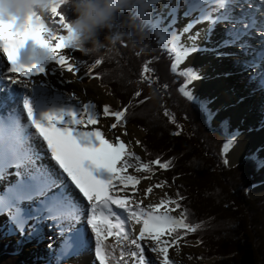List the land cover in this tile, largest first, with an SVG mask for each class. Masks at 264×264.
Masks as SVG:
<instances>
[{"label": "snow or ice", "instance_id": "1", "mask_svg": "<svg viewBox=\"0 0 264 264\" xmlns=\"http://www.w3.org/2000/svg\"><path fill=\"white\" fill-rule=\"evenodd\" d=\"M181 4L184 6L181 16L187 19L177 30V11ZM164 7L168 9L166 15L153 18L151 9L140 20L158 37L156 43L167 50L170 72L183 77L177 92L198 105L211 120L214 113L205 106L207 101L194 96L188 87L202 78L198 70L178 66L191 53L212 52L217 57L237 54L249 57L238 63L254 71L259 63H264V0H256L255 4L252 0H168ZM51 12L63 25V34L52 32L45 20L39 17L19 30L11 21L0 19V52L7 61L5 70L0 71V81L7 82L2 85L7 91L0 94V110L17 105L6 114H0V179L6 175L14 176V180L0 192V213H7L8 221L20 232L18 245L24 240L38 239L41 226L54 227L60 237L59 247L55 250L57 262L80 256L94 241L92 250L98 264H146L145 247L155 254L158 264H174L168 256L170 246L176 245L184 232L190 233L196 228L195 224L185 222L183 211L179 216L170 214L174 209L169 208V204L180 208L177 201L183 197L161 198L157 203L144 205L141 198L146 199L153 186L138 191L140 178L127 171H152L153 165L165 169L168 161L160 162L156 158L141 162L139 156L127 150L120 136L107 139L95 126L98 114L92 102L81 105L77 101L73 106L54 95L49 103L46 85L34 84L30 79L36 74L44 76L45 66L49 63H21L17 59V50L25 39L30 38L48 53L46 59L53 64L47 69L49 73L67 71L80 79L76 77L77 66L85 61L69 63L71 57L60 54V49L74 48L69 43L70 33H65V16L56 7ZM198 23L207 27L192 32ZM217 24L222 26L221 35L212 41L210 37ZM201 32L205 43L211 47L197 42ZM226 48H234L238 52L221 51ZM148 63L144 61L145 66L139 75L151 84L155 77L149 79L145 75L152 72L146 66ZM100 64L101 60L95 59L87 68L86 74L90 79L93 68ZM249 78L255 79L256 76ZM9 85H18L24 90L18 103L20 93ZM160 87L166 89L167 84ZM258 87L264 90V70L259 73ZM133 95L138 96L139 91ZM75 99L74 94L66 96L67 101ZM126 107L113 111L108 104L103 105L102 115L114 121L108 125L109 132L118 125L123 126ZM164 115L174 123L173 115L166 108ZM220 127L227 137L220 148L223 159L241 130L233 128L228 131L227 120H222ZM176 128L178 131L180 125L177 124ZM123 134H127L126 130ZM246 158L257 161V167L264 164V160H257L255 153ZM223 162L227 163L226 160ZM160 186L155 185L157 188ZM26 225L28 234L25 237Z\"/></svg>", "mask_w": 264, "mask_h": 264}, {"label": "trees", "instance_id": "2", "mask_svg": "<svg viewBox=\"0 0 264 264\" xmlns=\"http://www.w3.org/2000/svg\"><path fill=\"white\" fill-rule=\"evenodd\" d=\"M62 14L66 22L71 18L70 12ZM111 31L119 33V39L108 43L101 30L98 39L102 46L94 51L66 49L70 63L84 60L77 70L87 71L95 59H100L101 64L93 68L92 74L109 86L110 95L119 102L118 108L127 106L124 121L142 129V147L149 158L168 161L164 173L182 183L177 186L183 197L178 200L185 213L183 219L196 225L193 232H184L185 238L198 240L206 254L214 257L215 264H264V237H260L264 234V195H249L250 188L264 183V164L257 167V161L246 158L249 154L232 167L223 162L220 148L227 137L220 122L227 120L231 131L235 128L231 114L214 124L218 109L211 108L208 96L192 92L207 101L205 106L214 113L211 120L198 105L177 92L183 77L170 72L167 50L156 43L158 37L140 19L121 14ZM145 60L152 69L145 75L149 79L155 77L151 84L139 75ZM163 84H167L166 89L160 87ZM137 91L139 95L134 96ZM165 108L173 115L174 123L164 115ZM254 153L257 160H264V155ZM221 182H229L228 188L235 189L237 197L228 194V190L224 193ZM6 224V217L0 214V264H36L31 253L17 251V239L2 237ZM245 228L253 235L252 241L245 236Z\"/></svg>", "mask_w": 264, "mask_h": 264}, {"label": "bare ground", "instance_id": "3", "mask_svg": "<svg viewBox=\"0 0 264 264\" xmlns=\"http://www.w3.org/2000/svg\"><path fill=\"white\" fill-rule=\"evenodd\" d=\"M158 2L161 4L158 5ZM167 2H168V0H156V2L154 3L156 15H162V14L166 15L167 14L168 9L164 7L167 4ZM255 2H256V0H252V3L255 4ZM182 12H183V8H180L177 11V22L179 23V27H181L182 24L185 23L186 19H187V18H182V16H181ZM206 27H207L206 24L198 23L193 27V29L191 31L194 32L197 29H205ZM221 27H222L221 25H219V27H218V25L215 26L213 31L217 32L216 37H219L221 35ZM213 33L214 32H212V34ZM212 34H211L210 39L212 41H215V39H213ZM254 39H259V37H254ZM200 40H201V42L199 43L200 45H203L205 47H211V44H206V43L203 44V42H205L203 32H201L200 37H199L197 42H199ZM221 51L235 52L236 49L229 50L226 48V49H221ZM47 56H48V53L44 49H41L39 46L35 45L34 42L30 38L25 39L22 46L17 50V59L21 63H24V62L49 63L48 65L45 66L46 72H45L44 76H40L39 74H36L35 76L30 77V79H32L34 84H36L35 83L36 81H39V83H41V84H45L46 90H47V95H48V97H50V99H52V97L54 95L59 96L62 99H65L67 94L71 93V94H74L76 99L72 100V101L64 100V102L72 103L73 106H76L77 101H79L81 105L83 103L92 102L93 104L96 105L97 114L102 115L103 105L109 104V102H111V98L109 97L108 94L105 93L107 91V88L101 87L98 84L97 77L92 76V78L90 79L89 76H87L85 73L83 74L80 72H76V77H80V79H76L75 77L72 76L71 73H69L67 71L61 72L59 70L52 71L51 73H49L47 71V69L50 67H53V64L51 61L46 59ZM189 56H191L193 58H197L196 60H199V62L202 64L201 67H206V69H207L206 73L208 74V77H206L205 80L208 82V85L206 83H204V84H206L205 89H210L209 80L213 81L212 87L216 90V93H220L219 97L216 99L219 103L226 102V100H229L227 96H230V97L238 99L239 102L241 101V103H239L240 106L237 105V102H236V105H233V106L237 107V109H238V107H240V108H244L245 110H248L250 112L254 111L255 106L253 105L252 101H250L251 98H253L252 89L254 86L251 82L247 83V81H245L244 76H242L243 74H238L239 72H241L240 67H244L242 65V63L227 61L226 59H224V56L217 57L212 52H203V53L195 52V53H191ZM68 62H69V59H68ZM6 66H7L6 58L3 57V53L0 52V71H4ZM263 70H264V68H263ZM258 71H259V69L257 67L255 68L254 71H253V69H250V74L251 75L258 74ZM58 81H67V82L58 83ZM252 82L256 83V81L254 79H252ZM5 83H7V82L1 81V85L5 84ZM9 87L16 89L18 91V93H20V96L18 97V99L22 98V96L24 94V90L20 89L18 85H14V86L9 85ZM261 91H262V97L259 98V101L262 100V102L260 104L259 111L262 113V112H264V90L261 89ZM7 111H9V109L4 110L3 114H6ZM105 118H106V122H102L98 119L97 125H95V126L99 127L101 129L102 133H104L105 135H109V134H111V132L108 131V125L110 124L109 123L110 121H109L108 117H105ZM259 120H260L259 118L257 120L254 119L253 120L254 122L250 121V124H254L256 122L259 123L260 122ZM260 126H264V119H262V121L260 122ZM131 129L132 130H128V131H129V133L133 134L132 131L134 130V128H131ZM258 131H260V132L256 133L253 128H250L242 134L241 139L245 143V145H243L242 143H238V142H235V144H233V146L230 148V149H233V151L229 155L231 160H235L237 158V155L239 156L241 154V152H242L241 149H249V143L248 142H249L250 138H251V140H250L251 142L257 141V139L259 138V135L264 132V129L260 128ZM127 150H130V147L128 145H127ZM8 171L11 172L12 169H8ZM127 171L129 172V174L135 175V176L140 178L138 180V183H137V190L138 191L142 192V190L144 188L149 187L150 185L153 186L148 197L146 199L141 198L142 204L147 205L150 203H157V202H159V200L161 198H166V191L164 189H162L161 187H159V188L155 187V184H153V182H151V180H149L147 177H141V176L137 175L135 173V171L131 172L129 169ZM6 178H8V181L4 180ZM13 180H14V176L6 175L3 178V180L1 181V183L4 182L7 184H10ZM117 211H120V210H117ZM170 214L173 215L172 213H170ZM44 226H47V225L45 224ZM44 229L51 230L50 233L52 234V236L50 237V239H52V241L56 244V248H58L59 243H60V237L57 236L55 228L54 227L50 228L47 226L46 228L44 227ZM4 230L6 232V229H4ZM134 230L138 231V228H135ZM89 234H90V230H89ZM4 236H5V233H4ZM2 237H3V235H2ZM3 238L7 239L8 237H3ZM9 238L11 239V237H9ZM109 239H111V238H109ZM91 244H92L91 245V250H92L94 248V241H92ZM191 245H190V243L189 244L188 243L181 244L180 247L178 249H176L177 251L183 250V252H181L180 256L177 253H173V258H175L176 261H179L178 264H182V263L190 264V263H185V262L181 263V261L184 258L190 259L191 264H204L205 263V261L200 259L198 256V250L199 249H197V245L194 243H192ZM18 247H19V245H18ZM34 249H36V247ZM192 250H193L192 255H188L187 251L189 252ZM30 251L31 250H29L27 252H23V250H22L20 252L21 253H30ZM144 253L147 254V253H151V252L145 247ZM86 254H87V257H85L84 255H81V256H77V257H72L69 260L64 259V260H66V262L64 264H98V262L95 261L94 252L92 255L93 258L91 257L90 248L88 251H86ZM116 254L118 255V252ZM151 254L154 255V253H151ZM83 257H85L87 259V262H84L81 260ZM145 257L147 259L146 255H145ZM154 257H155V255H154ZM48 258H50V257H48ZM173 258L170 257V260L175 262V260ZM36 260L37 259H35V261ZM53 260L55 262H57L56 254L54 255ZM61 264H63V261H61ZM174 264H176V263H174Z\"/></svg>", "mask_w": 264, "mask_h": 264}, {"label": "rangeland", "instance_id": "4", "mask_svg": "<svg viewBox=\"0 0 264 264\" xmlns=\"http://www.w3.org/2000/svg\"><path fill=\"white\" fill-rule=\"evenodd\" d=\"M159 4H161V3L158 2V5ZM151 9H152L151 15L154 18L155 15H156V12H155V4H153V6H152ZM45 22H46L47 26L54 31V33H56V34H63V29H62L61 25L58 23V18L57 17H48V18L45 19ZM178 26L179 25L176 23L175 27L177 28V30H179V27ZM213 32H214L212 34L213 35V39H215V40L218 39V37H216L217 32L216 31H213ZM200 42H201V40L198 43H200ZM59 52H60V54L65 55L66 57L69 56V54H67L66 49H60ZM189 57L187 56L185 58V60L182 61L181 65L184 67L186 65H190V64L192 65L193 64L195 66L194 68L198 70L200 76L202 77L201 79L196 80V81H193L191 83L190 88H191L192 92L196 93L200 97H207L208 96L212 100L211 101V105L213 106V108L220 109L219 112H218V114H217V117L215 118L214 123H217L219 121V119H222L223 117L227 116V114H230L231 113L232 114L231 115V119H232L233 126L235 128H239V129H240V127L243 126V129L241 130V134L238 136V138H237V140L235 142L242 143L243 145H245V143L241 139V136H242V134L246 130H248V128H253L256 133L257 132H260V131H258L260 128L261 129H264V126L257 125L258 124L257 122L254 123V124H250V121H253L254 119L257 120L256 114H257V109L259 108V106H258L259 100L256 99L257 97H254L252 99L253 105L254 106H257V108L253 112H250V111L245 110L244 108H240V107H238V109H237V107H235L233 105H236V102H237V105L240 106L239 103H241V101L239 102L238 99L233 98V97H230V96H227L229 100H226V102L219 103L216 99L219 97L220 93H216V90L212 87L213 86V81L209 80V85H210L209 87H210V89H205V85L206 84L208 85V82L205 80V78L208 77V74L206 73V70H207L206 67H201L202 64L199 62V60H196L197 58H193L191 56H189ZM69 63H70V60H69ZM84 69L85 68H82V71L83 72L78 71V70L76 72H80V73H83V74L85 73L86 74L87 71L84 70ZM238 74H242V73L239 72ZM243 74H244V79H246V76L245 75L247 73H243ZM86 75L89 76L88 74H86ZM92 76L97 77L96 74H91V77ZM97 79H98V84L101 87L107 88V91L105 93L108 94L109 97L111 98V102H109V104H108L109 107H110V109L113 110V111L117 110L118 107H119V102L115 101L112 98V96L110 95L109 86H107L106 84H101L99 82V78H97ZM35 83H39V81H36ZM204 83H206V84H204ZM10 86H12V85H10ZM255 94L258 95L259 97L261 95L259 93V91L255 92ZM64 100H66V98ZM251 113H252V115H251ZM108 118H109V121H110L109 123L114 122L113 121V118H111V117H108ZM98 119L100 121H102V122H106V118L103 117L102 115H98ZM131 128H134V130L132 131L133 134L129 133V131H128V130H132ZM125 130L127 132L126 135L123 134L125 132ZM117 135L120 136V138L130 147V151H132L133 153H135L136 156H139L140 157L141 162H149V161L152 160L145 153L144 148L142 147V135H143V131H142L141 128H138L136 125H134L131 122L124 121L123 126L118 125L116 129H114V130L111 131V134L105 135V137L107 139H110L111 140V139L114 138V136H117ZM263 139H264V132L259 135V138L257 139V141H252L251 142L250 141L251 138H250V140L248 142L249 143V149H241L242 150L241 154L239 156L237 155V158L235 160H231L230 159V156L229 155L232 153L233 149H229L226 152V159H227V163L226 164H227V166H229V167L231 166L232 167L239 160H241L245 155H248L250 153H253L254 150L257 149V146H259V144H261V141ZM137 141H139V143H137ZM262 145H264V142L262 143ZM258 154L259 155H264V147L262 149H259L258 150ZM215 160H218V159H215ZM151 168H152V171H135V173L137 175L141 176V177H147L155 185L156 184H161L160 187L166 191V198L167 199H169V200L176 199L177 195H179V188H178L177 184H180L181 185L182 184L181 181L178 178L177 179H175L174 177L171 178L170 174L164 173V172H166V171H164L165 169H160L158 165H153V166H151ZM129 170L131 172L133 171L132 169H129ZM2 180L3 179H0V192L3 191V188L6 185H9V184L4 183V182L1 183ZM4 180L5 181H8V178H6ZM161 181H163V183H161ZM179 181H180V183H179ZM220 185H222L223 192L226 191V190H228V192H227L228 194L231 193V194L234 195V197H237L235 195V192H234L236 190L235 189L230 190V188H228V186H230L229 185V182H224V183L221 182ZM249 195L252 198H257L258 196H263L264 195V184H261V185H258V186H255V187H252L251 189H249ZM237 201H238V199H237ZM177 203H178V201H177ZM169 208L174 209V211H172L171 213L173 215H175V216H179V213L182 211L181 208H175V205H172V204H169ZM5 215L7 217V213H5ZM28 223H31V222L29 221ZM41 227H42V232H41L40 237L37 239L38 242L34 243L32 240H24L23 243L19 244V247H18L19 250H18V252H20L22 250H23V252H27V251L31 250L30 251V253H31L30 256H33L34 255L33 257H41V259H38L37 258L38 259V264H48V261L49 260L52 262V264H61V261H63V264H64L66 262V260H64V259L60 260L59 262H55L53 260L54 255L56 254L55 253L56 244L52 241V239H50V237L52 236V234L50 233L51 230L44 229V227L46 228V226H44V225L41 226ZM9 228L12 229L11 232L8 231ZM5 229H6V232H5V236L3 235V237H11L12 240L17 239V241L21 238V234L19 236L17 235L18 231L15 230V226L12 225L8 221V218H7V224H6V228ZM44 231L47 232L48 235L47 234H44ZM243 232L245 233V236L248 239H250L251 241L253 240L252 239L253 238V235L250 234L248 228H245L243 230ZM27 234H28V228H27V225H26L25 228H24V231H23V235L24 236L25 235L27 236ZM262 235L264 237V234L261 233L260 234V237L261 238H262ZM186 243H188V244L190 243V245L192 243H194V244L197 245V249H199L198 250V256H199L200 259H202V260L205 261L204 264H215L213 262L214 261V257L213 256L210 257V256H208L206 254L207 251H205L203 249L202 245H200V243H199L198 240H193L191 238H185L184 234L178 239L176 245H171L170 246L169 251H168L169 258L170 257L173 258V253H177L180 256V254H181V252H183V250L177 251L176 249H178L181 244H186ZM50 244H51V247H49ZM91 245L92 244L90 242V245L89 246L91 247ZM35 247H36V249H34ZM52 249H53V253H51V250ZM90 253H91V249H90ZM187 253H188V255H192L193 250L192 251H189V252L187 251ZM144 254L147 256L146 264H148V263L149 264H158V261L154 257L155 254L154 255L151 254V253H147V254L144 253ZM81 255H84L85 257H87L86 252H84ZM48 257H50V258H48ZM85 257H83L81 260L84 261V262H87V259ZM91 257H92V254H91ZM71 258H67V260H69ZM173 259L175 260L174 263L178 264L179 261H176L175 258H173ZM36 262H37V260H36ZM182 262L190 263L191 264L190 259H188V258H184L181 261V263ZM182 264H184V263H182Z\"/></svg>", "mask_w": 264, "mask_h": 264}, {"label": "clouds", "instance_id": "5", "mask_svg": "<svg viewBox=\"0 0 264 264\" xmlns=\"http://www.w3.org/2000/svg\"><path fill=\"white\" fill-rule=\"evenodd\" d=\"M155 0H0V19L11 21L16 29H23L39 17H53L51 9L71 13L65 33H70V45L81 53H88L102 46L98 39L101 30L104 40L113 43L120 34L112 28L121 14L142 19L148 15ZM63 27V25H61ZM52 32H54L51 29Z\"/></svg>", "mask_w": 264, "mask_h": 264}, {"label": "water", "instance_id": "6", "mask_svg": "<svg viewBox=\"0 0 264 264\" xmlns=\"http://www.w3.org/2000/svg\"><path fill=\"white\" fill-rule=\"evenodd\" d=\"M203 43H204V42H203ZM165 170H166V168H165ZM165 170H164V171H165Z\"/></svg>", "mask_w": 264, "mask_h": 264}]
</instances>
